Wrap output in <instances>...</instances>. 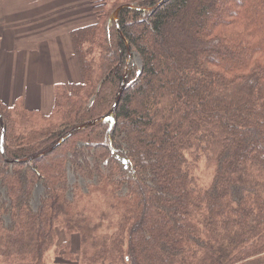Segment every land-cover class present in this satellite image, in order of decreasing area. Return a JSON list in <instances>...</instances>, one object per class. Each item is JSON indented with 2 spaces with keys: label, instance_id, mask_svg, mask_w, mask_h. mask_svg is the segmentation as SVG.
Wrapping results in <instances>:
<instances>
[{
  "label": "trees",
  "instance_id": "obj_1",
  "mask_svg": "<svg viewBox=\"0 0 264 264\" xmlns=\"http://www.w3.org/2000/svg\"><path fill=\"white\" fill-rule=\"evenodd\" d=\"M92 5L52 111L0 98V264H264V0Z\"/></svg>",
  "mask_w": 264,
  "mask_h": 264
},
{
  "label": "crops",
  "instance_id": "obj_2",
  "mask_svg": "<svg viewBox=\"0 0 264 264\" xmlns=\"http://www.w3.org/2000/svg\"><path fill=\"white\" fill-rule=\"evenodd\" d=\"M11 1V4L18 5V0ZM30 1L21 0L18 5L21 11L27 13L24 17L15 14L17 11L14 9L0 7V89L1 86L4 87L0 94L7 93L9 96L6 100L10 104L14 103L17 96L22 95L27 106L48 113L53 106V85L57 81L68 82L70 75L67 62L68 59L71 62L75 58L72 55L73 49L66 51V48H61L62 38L57 41L48 36L59 23L61 8L23 7L27 4L31 6ZM2 3L8 6L5 0H0V4ZM34 4L41 6L45 1L37 0ZM62 11L66 21L75 19L83 22V15L79 16L76 9H70V14L67 8ZM73 27L78 26L76 24ZM49 254L56 255L53 251ZM49 254L47 264H50ZM55 264L73 263L62 260Z\"/></svg>",
  "mask_w": 264,
  "mask_h": 264
},
{
  "label": "rangeland",
  "instance_id": "obj_3",
  "mask_svg": "<svg viewBox=\"0 0 264 264\" xmlns=\"http://www.w3.org/2000/svg\"><path fill=\"white\" fill-rule=\"evenodd\" d=\"M36 1L37 0H31L30 1L31 6H29V4H27V5H24L23 7H25V8H29L30 7V9H33V8L36 9V8L43 7V6L49 7L51 9L52 8H61V12H62L61 14L62 15H60V17H59V20H58L59 23L53 27L52 31L48 33V36H52V39L53 40L57 39V41H58L59 38H62L60 40V45H61L62 49L66 48V51L74 49L73 42H72V39H71V36H70L71 32L74 29H76L78 27H83V26H86V25L93 24V23H95L97 21V17L94 14V11H93L92 0H44L45 4H43L41 6H35L34 3H36ZM5 2L8 4V6L5 3H2V4H0V7H6V8H9L10 10L14 9L15 11H17L15 14H18L19 16H23L24 17V15H27V13H24L23 11L20 10L21 8L18 7V5L21 4V0L17 1L18 5L15 4V3L11 4V2H12L11 0H9V2H7L5 0ZM65 8H67L69 10V14H70V9H73V10L76 9L78 14H79V16L81 14L83 15V22L75 20V19L73 21H71V20L66 21L64 19V17H63V11H62ZM0 13H1V10H0ZM67 19H69V17H67ZM81 22H82V25H81ZM53 23H56V22L53 21ZM76 24H77L78 27H75V28L73 27L72 28V26L76 25ZM1 25L2 24H0V28H1ZM0 36H1V31H0ZM72 55H74V51H73ZM135 60L137 61V63L139 65L141 64V60H140V58L138 56L135 57ZM67 66H68L69 75H70V78H69L68 82H66V81H57V82L71 83V82L80 81L81 80V73H80L79 68L77 66L76 60H71V62H70V60L68 59ZM55 84L53 85V97L54 98H53L52 109H53L54 103H55V91H54ZM3 88L4 87L1 86L0 90H2ZM8 96L9 95L7 93H1L0 94V98L3 101H5L8 104H10L6 100V98L8 99ZM19 99H21L24 102V104L27 106V104L24 101L22 95L17 96L15 101H17ZM10 105H12V104H10ZM27 107H29V106H27ZM29 108H33V107H29ZM44 108H45V106H44ZM52 109L49 110L48 113H45L42 110L41 111L43 113H45V114H49L52 111ZM201 167L204 168V162L201 163ZM69 176H70V184L71 185L79 183V184L84 186V181L80 177H78V175L76 173H74L72 168L70 169ZM42 194H43V188H42V186L39 185L37 187L36 191H35V195H34V199H33V206H34L35 209L38 207V204L40 202V197L42 196ZM49 253H51V252H49ZM49 256H50V254H49ZM49 258H50V260H49L50 264H55L56 262L57 263L59 262V260L56 257V255L55 256L51 255Z\"/></svg>",
  "mask_w": 264,
  "mask_h": 264
},
{
  "label": "water",
  "instance_id": "obj_4",
  "mask_svg": "<svg viewBox=\"0 0 264 264\" xmlns=\"http://www.w3.org/2000/svg\"><path fill=\"white\" fill-rule=\"evenodd\" d=\"M123 7H125V6H123ZM116 22H117L118 31H119V33L122 35V31H121V28H120V25H119L118 15H117V17H116ZM122 36H123V35H122ZM128 73H129V70H128V67H127L126 70H125L124 80H123L122 86H121V88H120L119 95H118V97H117V100H116V102H115V104H114L112 110L110 111V113H109L108 115H110V114L115 110V108L118 106V104H119V102H120V100H121V97H122V95H123V93H124V91H125V88H126L127 79H128ZM108 115H107V116H108ZM107 116H103V117H100V118H97V119H94V120L88 121V122H86V123H84V124H81V125H79V126L73 128V129L71 130V132H75V131H78V130L84 129V128H86V127L92 126V125H94V124L100 123V122L106 120ZM60 143H61V140L58 141V143L56 144V146H53V147L49 148L48 150H45V151H43V152H40L39 154H37L36 156H34V158H35V157L43 156V155H45L46 153L53 151V150H54V149H55Z\"/></svg>",
  "mask_w": 264,
  "mask_h": 264
}]
</instances>
